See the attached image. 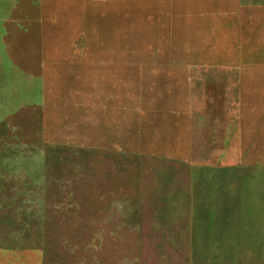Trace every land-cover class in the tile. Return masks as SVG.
Segmentation results:
<instances>
[{
	"label": "rangeland",
	"instance_id": "obj_1",
	"mask_svg": "<svg viewBox=\"0 0 264 264\" xmlns=\"http://www.w3.org/2000/svg\"><path fill=\"white\" fill-rule=\"evenodd\" d=\"M1 20L0 264H264L236 86L264 70V0H0Z\"/></svg>",
	"mask_w": 264,
	"mask_h": 264
},
{
	"label": "crops",
	"instance_id": "obj_2",
	"mask_svg": "<svg viewBox=\"0 0 264 264\" xmlns=\"http://www.w3.org/2000/svg\"><path fill=\"white\" fill-rule=\"evenodd\" d=\"M9 23L10 20L0 21V38L8 37L5 26L9 25ZM13 26L15 28V24ZM245 73L238 72L237 75L241 79L236 86L239 87L238 90L240 91L243 90L244 92L255 94L252 96V112L248 115V125L249 132L250 128H252V134L255 133L258 137H261L264 136V70H252V72H249L252 74ZM250 124H252V127Z\"/></svg>",
	"mask_w": 264,
	"mask_h": 264
}]
</instances>
